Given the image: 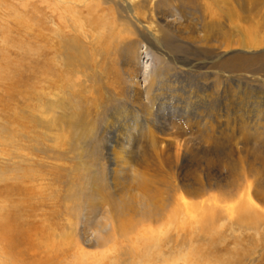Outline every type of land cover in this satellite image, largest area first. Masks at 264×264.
<instances>
[{
  "label": "rangeland",
  "instance_id": "1",
  "mask_svg": "<svg viewBox=\"0 0 264 264\" xmlns=\"http://www.w3.org/2000/svg\"><path fill=\"white\" fill-rule=\"evenodd\" d=\"M69 1L66 8L77 13L66 12L67 18H71L65 23L60 18L61 10L51 11L50 0H0V216L15 220L24 233L25 239L14 241L18 247L13 251H18L19 264H264V209L259 215L262 220L241 221L234 208L246 198L220 203V192L213 187L194 197L181 182L191 178L187 176L188 170L177 167L169 170L162 162L158 163L161 164L158 175L149 181L152 187L149 190H158L161 198L152 194L146 197L153 203L164 199L161 203L167 212L179 214L175 217L165 214L159 228L148 222H143L142 227L138 225L137 232L142 229L156 232L153 236L146 233L150 242L134 243L132 250H127L124 235L118 236V231L105 246L95 247L90 241L95 226L87 225L81 218L83 214L77 210L74 197L85 186L86 166L79 165L78 159L82 157L83 163L90 164V144L84 151L71 146L70 136L68 140L49 142L46 137L49 129L31 123L33 117L49 119L43 113L41 116L38 101L49 99L52 90H64V101L69 108L78 110L76 115L84 117L95 135L101 131L104 118L117 107L125 110L120 120L135 117L142 120L143 113L131 103L130 94L133 89L144 93L148 75L164 67L174 70L159 85L161 98L151 111L160 121L177 120L191 112L195 121L192 124L203 128L205 122L216 121L229 108L235 109L227 105L235 93L248 99L246 110L252 118L253 105L264 106V0ZM51 15L55 16L56 24L65 28V40L75 36L72 40L85 50L87 68L78 64L77 69L73 67L76 71L65 70L56 61L53 47L57 40ZM72 26L77 30L74 35ZM168 42L177 48H171ZM132 48L134 51L138 48L139 62L134 68L136 76L130 79L124 72L122 53ZM232 59L249 61L227 68L225 62ZM178 65L188 68V77L178 73ZM54 81L56 88H50ZM210 93L212 101L204 97ZM143 99L147 104L145 95ZM251 122L247 123L250 130L246 143L240 134L236 135L232 141L235 145L222 144L227 150L206 165L201 153L209 150L195 140L196 151L184 150V154L182 148L177 152L179 164L181 160L186 166L196 163L200 179L209 171L227 173L216 158L234 160L238 169L239 162H244V167L247 163L264 166V137L258 135L254 140L257 127ZM20 133L27 138L20 137ZM18 145L22 146L21 161L15 154ZM26 175L39 180L34 184L25 182ZM240 183L245 185L246 181ZM103 191L104 200L114 194ZM129 199H134L133 193ZM213 204L229 206L232 214L208 223L204 209ZM103 209L94 212L95 221L103 217ZM108 220L117 225L116 214ZM172 235L177 238L173 243L169 241ZM5 245L1 241L0 264H8L11 258L12 251L3 250Z\"/></svg>",
  "mask_w": 264,
  "mask_h": 264
},
{
  "label": "bare ground",
  "instance_id": "2",
  "mask_svg": "<svg viewBox=\"0 0 264 264\" xmlns=\"http://www.w3.org/2000/svg\"><path fill=\"white\" fill-rule=\"evenodd\" d=\"M67 1L68 0H50V3L53 7L51 11L55 12L56 9L61 10L62 14L60 18L65 23H69L68 20H70L71 18L70 17L68 19V16H66L65 13L69 12L68 14H72L76 12L71 8H66L67 3H70V1ZM254 1L257 2L259 0ZM126 9L129 12L131 11L129 6H127ZM51 18V23L53 27H55L53 31L54 36L57 40V45L54 44V47L52 45V47L55 48L54 54L56 61H60V63H62V67L65 70L71 69L72 71H76L73 69V67L77 69L78 64L87 68V66L89 65V60L87 58L85 50L81 48L79 44L76 43V41L72 40L75 39V36L71 37L69 41L68 39L66 41L65 38L67 37L64 33L65 28L63 27V29L61 28V25L59 26V24L55 23V16L51 15ZM73 26L71 27V29L73 31L72 34L74 35L77 30ZM165 40L167 41L168 38H165ZM193 41L200 42L199 39H193ZM168 43L167 45H169L171 48H177L171 42ZM72 51L76 52L75 56L70 54ZM136 51H138V48H136L135 51L132 48L131 50H125L124 53H122L124 54L122 59L124 60V72L130 79H133L134 76H136V69L134 68H136V64L139 62L138 52ZM247 61L249 60L232 59L226 61L224 65L227 68H235L239 67L242 63L245 64ZM164 68H159L158 71H152L153 73L151 72L148 75V84L145 88L144 93H142L139 89H133L132 93L130 94L131 103L138 106L139 110H141V112L143 113L141 117L142 120L138 119L135 116L133 117H135L136 120L133 118H129L123 121L120 120L119 118H121V116L125 114V110L122 106L117 107L110 114H108L107 117L104 118V125L101 128V131L96 135L94 134L93 128H90V126L85 123L84 117L76 115L78 110L69 108V103L67 104L66 101H64V90L61 92H59V90H52L49 94V99H47L46 101L42 100V102L38 101V108H41L42 111L41 116L43 113L46 118L48 115L49 119H44V121H42L40 119L36 120V118L33 117L31 123L33 122L37 127H42V125H45L43 127H47V129H49L47 130L48 134L46 136L49 142H57L58 139H67L70 136V141L72 143L71 146L74 149H81L84 151L88 149V143L90 144L88 155L90 164L83 163L81 160L82 157L78 159L79 165L86 166L85 170L87 174L84 177L85 186L83 189L76 191L74 197L77 201L76 205L79 208L77 210H80L83 214L81 215V218L84 220V222H87V225L91 224L95 226L94 235L92 238H90L91 244L95 247L105 246L109 240L112 241L111 239L114 235L113 233H116L118 231V236L122 237L121 235H124L123 240L125 241L127 250H130L131 248H133L132 245L134 243H136L137 245L140 243L143 244L146 243L148 239H151L148 238L149 235L147 236L146 233H151L153 236V232H156L153 229L146 231L142 229L141 231L137 232L136 229L138 225L140 226L148 222L149 225L155 224L159 228L163 219L165 218V214H173L174 217L177 213L179 214V211L176 212L172 210L170 212H167L166 208L161 203V201L164 202V199H160V201L158 200L153 203L150 202L148 197H146V195L152 194L154 195V198H161L158 190L156 192H152V190H149L150 188H152L151 185H149V181H151L150 179L155 178V175H158L156 173L158 170L160 171L161 164H158L160 162H162L169 170L175 169L176 167L181 171L184 170V168L185 170H188L189 174H187V176H190L191 178L188 180L184 179L181 182L183 184V187L190 193V195L192 194L194 197H198L205 189L213 187L218 189L220 192L222 198H220V203H225V200L231 198H237L240 201H243V198H246L244 202H240L238 206L234 208V213L238 215L237 218L239 217L238 219L241 221L251 220L256 222L258 219L262 220V217L259 218V215L264 209L263 164L246 162V167H244V162H239L240 168L238 169V165L234 163V160L232 162L229 159V161H227L224 159L216 158L218 159L217 162L219 166H221V168H225L227 170V173L225 175H223V173H221L220 171H211V173H209L210 171L208 170L209 172L207 171L208 173H206L204 179H200L196 174V163L194 165L192 164L186 166V162H184V160H181L179 164L180 157L177 156V152L183 148V151H191L193 153L197 149V147H195V140H200L203 145H206V147L208 148L207 150H209L205 154L201 153L204 155L203 158L207 165L208 163L214 161L212 159L215 157V155H220V152L227 150L226 148L222 147V144L223 146L225 144L232 145V141L236 135L240 134L242 136V141L246 143L248 141L247 132L250 130H248L247 128V123L249 121L251 122L252 120L256 123L254 125L257 127H255L256 129L254 128L255 132L257 131V133H255L254 137L252 136L254 140L258 135H262L264 137V106L258 103L254 104L252 107V111H250L253 115L252 118H250L248 116L249 113H247L248 111L246 110L248 106L245 103V101L248 99H246L245 96H240L239 94L235 93V95L233 94L234 98H232L233 96L231 95V101L228 100L227 102V105L229 107L234 106L235 109L230 111L229 108L228 111H226L224 114L222 113L221 115L217 116L220 118H218V120L216 121L212 120L211 123L205 122L203 128H200V125L199 127H195L192 124L195 121L193 116L190 115L191 112L186 113L183 118H178L177 120L175 118V120H172V118H168L165 121H160L159 118H156V116H154L155 114L152 115L151 111L154 106H156L155 104L157 103L158 99L161 98L160 96H158V93L161 92H158V90L162 86L159 85L164 83L165 79L167 81L168 79L166 77L170 74V71L172 72L174 70L173 68H169L168 70ZM179 69L178 70L180 72L178 71V73H183L185 76L189 74L187 67L180 65ZM61 77V81H64V77L62 74ZM54 84L55 81L51 83L50 88H53ZM212 94L210 93L205 95V99H209V101H212ZM143 95H145L147 104L146 102H144ZM211 106L212 105H210V108H212ZM246 115L248 117H246ZM232 116L235 117V119H232ZM19 136L23 139L27 138L25 134L22 133H20ZM193 136L195 137L191 138ZM248 138H250V136ZM15 148L16 157H18V160L21 161L20 153L22 151V146L18 145L15 146ZM185 151L183 152L184 154ZM90 170L92 171L90 174H88V171ZM26 176H24V178L26 179L25 182L28 183L34 184L39 180L38 177L34 178L35 176ZM248 177H251L254 180L249 181ZM157 179L159 180V178ZM241 180H245L246 184H241ZM103 190L111 191L112 193H114L113 195H111V199H108L107 197L108 200H104L102 198L105 195L102 194L104 192ZM132 193L134 195V199L131 200L129 199V197ZM234 200L236 199H233V201ZM209 206L210 207L205 206L207 208L204 209L207 210L206 219H208V223L210 221L214 223L216 221H220L221 216L225 214L227 218L228 214L231 213V211H229L230 207L228 206V209L227 205L224 207H220L219 205L216 206V204H213L212 207L211 205ZM101 209H103L101 212V215L103 217L95 221L94 212H100ZM182 213L184 212L182 211ZM114 214L117 215V225H114L111 221L108 220L110 216H113ZM126 216H128V218H125ZM10 220L11 218L8 216H0V243L1 241H4L6 244L3 247V250L9 249L10 252L12 251L11 258L9 259L10 261L8 264H19V261L17 260L18 251H13L18 246H14V244L17 242L16 240H18V238L25 239V237H23L24 233L20 231L18 225L15 224V220ZM254 222L252 224H254ZM138 230L140 229L138 228ZM12 232H15L16 237ZM132 235H134V237H132ZM170 237L171 238L169 239V241H171L172 243L177 239L174 235ZM144 247L146 248L147 246Z\"/></svg>",
  "mask_w": 264,
  "mask_h": 264
}]
</instances>
